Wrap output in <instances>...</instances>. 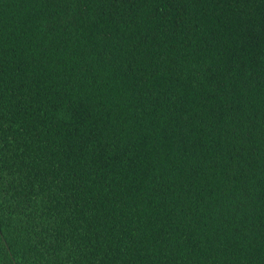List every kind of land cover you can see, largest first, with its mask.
Returning <instances> with one entry per match:
<instances>
[{
  "label": "trees",
  "instance_id": "1",
  "mask_svg": "<svg viewBox=\"0 0 264 264\" xmlns=\"http://www.w3.org/2000/svg\"><path fill=\"white\" fill-rule=\"evenodd\" d=\"M0 264H264V0H0Z\"/></svg>",
  "mask_w": 264,
  "mask_h": 264
}]
</instances>
